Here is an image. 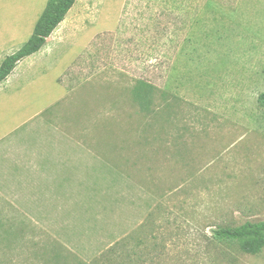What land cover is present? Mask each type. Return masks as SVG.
Wrapping results in <instances>:
<instances>
[{
  "label": "rangeland",
  "instance_id": "obj_1",
  "mask_svg": "<svg viewBox=\"0 0 264 264\" xmlns=\"http://www.w3.org/2000/svg\"><path fill=\"white\" fill-rule=\"evenodd\" d=\"M6 1L7 14L21 3L22 15L1 16V61L29 39L48 2ZM34 55L22 63L32 62L20 82L24 114L62 90L57 80L85 84L87 96L142 77L181 95L184 124L198 126L192 163L184 152L194 173L184 177H194L152 203L150 221L131 234L138 256L127 255L129 245L81 258L76 245L59 244L61 229L54 244L32 245L12 216L9 227L0 222V264H264V248L250 254L214 234L264 220V0H77Z\"/></svg>",
  "mask_w": 264,
  "mask_h": 264
},
{
  "label": "crops",
  "instance_id": "obj_2",
  "mask_svg": "<svg viewBox=\"0 0 264 264\" xmlns=\"http://www.w3.org/2000/svg\"><path fill=\"white\" fill-rule=\"evenodd\" d=\"M6 2L0 19L17 20L21 3L7 14ZM24 59L0 81V222L9 227L13 216L32 245L54 244L61 229L59 244L76 245L85 259L108 250L118 256L129 245L127 255L138 256L131 234L150 221L152 203L194 177H184L194 174L184 169V152L192 163L198 126L184 124L181 95L142 77L126 78L124 91L87 96L85 84L66 89L57 80L62 90L24 114L20 82L32 65Z\"/></svg>",
  "mask_w": 264,
  "mask_h": 264
},
{
  "label": "trees",
  "instance_id": "obj_3",
  "mask_svg": "<svg viewBox=\"0 0 264 264\" xmlns=\"http://www.w3.org/2000/svg\"><path fill=\"white\" fill-rule=\"evenodd\" d=\"M77 0H48L33 35L17 52L7 56L0 66V81L5 80L18 62L38 52L47 38L62 23ZM258 102L264 106V92L258 95ZM221 240L239 241L242 249L256 254L264 248V220H247L235 227H220L214 231Z\"/></svg>",
  "mask_w": 264,
  "mask_h": 264
}]
</instances>
